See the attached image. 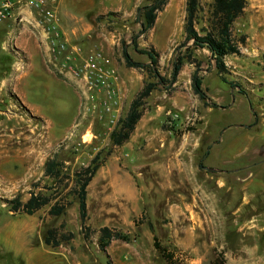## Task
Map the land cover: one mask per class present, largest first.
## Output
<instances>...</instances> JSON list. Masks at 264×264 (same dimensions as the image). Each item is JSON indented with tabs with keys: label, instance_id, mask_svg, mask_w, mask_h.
<instances>
[{
	"label": "rangeland",
	"instance_id": "obj_1",
	"mask_svg": "<svg viewBox=\"0 0 264 264\" xmlns=\"http://www.w3.org/2000/svg\"><path fill=\"white\" fill-rule=\"evenodd\" d=\"M247 1V9L233 25L234 36H245L246 43L240 46V55L226 58L227 78L245 94L220 79L209 50L193 53L209 104L218 107L207 106L195 94V64L185 63L174 80L177 58L193 44L186 42V0H168L145 35L139 8L149 4L147 0H125L122 7L88 16L90 30L82 39L89 45L84 47L109 54L124 80L119 117L126 115L144 85L155 81L148 69L126 65L124 47L134 61L150 64L133 48L135 37L140 48L157 50L158 72L167 80L147 99L139 132L118 147L111 145L114 126L107 116L81 114L79 87L47 63L38 29L25 22L15 25L12 35L10 29L3 35L0 55L13 57V63L8 72L7 64L0 63V233L5 237L0 238V264H22L4 251L17 249L15 233L25 226L34 227L39 239L51 228L58 237L72 233L60 249L71 248L87 264H108L106 252L98 246L100 229L131 230L136 235L142 227L149 233L148 222L182 264L196 256L202 258L201 264H264V162H260L264 161V0ZM213 2L200 0L199 31L210 24ZM6 25L14 26L6 21L0 29ZM30 40L41 52L31 66L26 50ZM148 126L150 134L145 132ZM99 152L104 163L88 187V219L83 227L72 178L54 184L45 176V163L57 156L72 174ZM107 168L119 172L121 186L114 188L105 179ZM47 186L55 187L43 190ZM31 193L50 194L54 200L32 216L9 211V201L20 197L26 202ZM56 201L70 204L65 214L52 217L49 211ZM175 215L181 217L178 227L191 223L183 221L185 216L208 220L193 239L196 255L171 241ZM40 258V264H47L48 257Z\"/></svg>",
	"mask_w": 264,
	"mask_h": 264
},
{
	"label": "trees",
	"instance_id": "obj_2",
	"mask_svg": "<svg viewBox=\"0 0 264 264\" xmlns=\"http://www.w3.org/2000/svg\"><path fill=\"white\" fill-rule=\"evenodd\" d=\"M147 1L149 4L139 8V12L142 11L141 35L147 34L154 28L158 18V13L163 11L165 6L168 4V0ZM247 6V0H214L210 16V24L208 27H202L199 31L196 26L199 24L198 16L201 10L200 0H186V42L188 43L193 41V44L192 46L189 45L186 49V53L183 56H180L175 62L173 76L174 80H176L185 63L195 64L197 68L193 75L194 92L201 100L206 102L207 106L218 107L219 105L216 103H212L210 105L208 103L207 100L209 98L202 88L203 81L198 75L200 63H198L197 59L194 58L193 53L197 49L209 50L213 60L215 61L216 71L220 79L231 88L239 89L240 93L245 94L240 88V85L227 78L228 66L226 58L232 55H240V46L246 43L245 36H242L239 39L234 36L233 25L244 14ZM9 28L10 25H6L0 29L1 41L4 42L3 35L8 32ZM133 48L140 55L147 56L150 64L145 65L144 63L134 61L127 52L126 47H124L123 54L126 65L131 68L148 69L155 81L146 83L142 90L132 100L128 112L120 119L117 127L111 133L112 147L122 146L130 140L131 135L134 133L137 125L143 117V111L147 99L155 90L158 89L159 86L167 83V80L161 77L158 72L159 53L157 50L154 48H140L138 45V37L133 39ZM2 62L7 64V68L4 69V71L8 72L10 70V65L13 63V57L1 54L0 63ZM1 69L2 68L0 67V70ZM107 154L110 155L111 151H108ZM103 163L104 161L101 158L100 152L92 159L89 165L81 167L72 174L68 173V170L65 167V162L57 156L47 160L45 163V176L53 179L54 184L62 183L65 179L72 178L75 184L73 192L78 201L79 215L83 227L86 226L85 223L88 219V187ZM53 187L55 186L43 187V190H52ZM53 200L54 196L50 194L31 193L30 198L26 202H23L20 197H16L9 201V211L32 216L45 206L51 204ZM69 204L70 203L67 202L62 203L60 201H56L51 205L49 211L50 215L52 217H59L65 214ZM148 227L154 234L153 245L160 257V261H164L165 264H182L175 258L174 252L161 243L155 233V228L152 222H148ZM72 237V233L68 236L65 235L63 237H58L56 229L51 228L47 230L44 236V242L47 246L58 248L64 241H69ZM114 240H121L129 243L133 240V235L124 233L120 230L112 229L110 227H102L100 229L98 246L101 251L106 252L107 248ZM108 264H111V261H108Z\"/></svg>",
	"mask_w": 264,
	"mask_h": 264
},
{
	"label": "crops",
	"instance_id": "obj_3",
	"mask_svg": "<svg viewBox=\"0 0 264 264\" xmlns=\"http://www.w3.org/2000/svg\"><path fill=\"white\" fill-rule=\"evenodd\" d=\"M57 13L60 17V27L66 34L67 38L73 42L78 44H83L87 47L88 43H84L83 37L86 32L90 30L91 21L88 19V16L91 15H99L104 14L110 11L113 8H116L117 5H121L125 3V0H118V2H114L115 0H54ZM122 7V6H120ZM247 9V8H246ZM89 20V21H88ZM16 26L10 25V35L14 33ZM88 39H91L90 35H87ZM81 42V43H80ZM26 50L28 52V61L30 66L35 57L37 55H41V52L38 49L37 43L34 40L28 41L26 45ZM44 51L47 57V63L53 66L48 59V54L46 51V45L44 44ZM54 68V66L52 67ZM208 103L211 101L207 100ZM208 110H211L210 108ZM136 133L139 132V125L136 127ZM148 134L151 133L150 127L148 126ZM108 170L104 172L106 174L105 179L109 181L114 188L121 186L122 178H119V172L107 168ZM171 176V175H169ZM195 176L193 174V179L195 180ZM98 177L93 179V181ZM170 180V179H168ZM181 219L180 216H173L170 237L171 241L175 246H178L183 251H189L192 254L196 255L198 248L194 246L193 239L196 236V232L198 229H204V223L208 222V220L198 216L192 215L191 217L185 216L183 221L187 219L191 221L188 225H182L180 227L177 226V222ZM182 221V220H181ZM132 226V223H130ZM143 230H146L142 227V229L133 235V240L129 243L123 242L120 240H114L107 248L106 251V259L108 263L111 261V264H161L160 257L158 256L157 251L153 245V232L148 229V232L143 233ZM132 234L133 231L127 232ZM17 249L14 250L13 246L9 247L10 251L5 252L8 256H15L20 258V262L22 264H40L41 258L40 255L44 254L45 257H48L47 264H87V260L83 255L78 256L75 252L71 250V248L60 249L59 247L52 248L47 246L44 242V236H40L38 238L39 232L34 228H29L25 226L24 229L17 231ZM36 237L35 241L34 238ZM0 238L4 239L5 237L1 235ZM11 244V242L9 243ZM8 244V245H9ZM165 245H168V242H165ZM50 249H46L49 248ZM61 247V246H60ZM196 253V254H195ZM175 258H179L177 254H175ZM188 261V262H187ZM186 264H201V257H194L186 260ZM165 264V263H163Z\"/></svg>",
	"mask_w": 264,
	"mask_h": 264
},
{
	"label": "built area",
	"instance_id": "obj_4",
	"mask_svg": "<svg viewBox=\"0 0 264 264\" xmlns=\"http://www.w3.org/2000/svg\"><path fill=\"white\" fill-rule=\"evenodd\" d=\"M25 22L39 30L49 62L57 72L72 79L81 91V114L107 116L115 130L124 99V80L112 57L98 48L86 49L71 42L60 27L54 0H4L0 23ZM111 132V133H112Z\"/></svg>",
	"mask_w": 264,
	"mask_h": 264
},
{
	"label": "water",
	"instance_id": "obj_5",
	"mask_svg": "<svg viewBox=\"0 0 264 264\" xmlns=\"http://www.w3.org/2000/svg\"><path fill=\"white\" fill-rule=\"evenodd\" d=\"M141 12L142 11H140V13H139V16L141 15ZM188 44H185L184 46H187ZM177 60H178V58H177ZM233 90V89H232ZM209 101H211L210 99H209ZM243 126V125H242ZM206 170H209V168L208 167H204ZM212 170H214V169H212Z\"/></svg>",
	"mask_w": 264,
	"mask_h": 264
},
{
	"label": "flooded vegetation",
	"instance_id": "obj_6",
	"mask_svg": "<svg viewBox=\"0 0 264 264\" xmlns=\"http://www.w3.org/2000/svg\"><path fill=\"white\" fill-rule=\"evenodd\" d=\"M260 162H264V161H260ZM258 164V163H257ZM256 165V164H255Z\"/></svg>",
	"mask_w": 264,
	"mask_h": 264
}]
</instances>
